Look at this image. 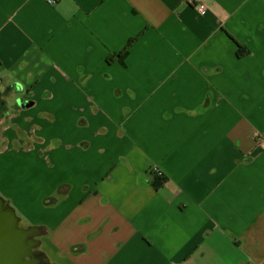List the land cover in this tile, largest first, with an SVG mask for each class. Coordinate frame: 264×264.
<instances>
[{
  "label": "crops",
  "instance_id": "obj_1",
  "mask_svg": "<svg viewBox=\"0 0 264 264\" xmlns=\"http://www.w3.org/2000/svg\"><path fill=\"white\" fill-rule=\"evenodd\" d=\"M4 85L67 114V193L0 182L47 264H264V0H0Z\"/></svg>",
  "mask_w": 264,
  "mask_h": 264
},
{
  "label": "rangeland",
  "instance_id": "obj_2",
  "mask_svg": "<svg viewBox=\"0 0 264 264\" xmlns=\"http://www.w3.org/2000/svg\"><path fill=\"white\" fill-rule=\"evenodd\" d=\"M14 91L19 94V90L15 85H4L0 88L3 99L7 98L10 102L16 99ZM13 104L17 105L14 102ZM5 112H0V138L1 134L4 133L10 136V140L7 138L0 143V153L2 154L0 155L1 187L5 192L15 194L5 185L8 179L10 182L12 180L15 181L16 176L27 166L24 164V157L20 156L23 146H25L30 149L28 151V157L34 160V164L32 165L33 170L31 168L30 172L42 174V178L38 184L39 187L36 191L34 190L30 193L36 195L40 192L42 187L48 186L53 182L56 183V193L54 195L52 194V196L49 195L45 197L44 200L45 205L53 206V204L49 203L59 200L71 187V183L67 180V159H65L67 158V114H62L61 111H58L59 115L42 113L41 116H37L32 114V112H26L24 114L14 113V115H12L13 113ZM9 118L10 123L7 122ZM6 122L8 126L4 127ZM44 140H48V143L46 144ZM63 142H65L66 145L62 148V151L57 152L53 150L54 148L60 147ZM8 144L10 145L8 146ZM12 188L17 190L15 185H12ZM3 190L0 188V191L5 193ZM58 192H63V194L59 195ZM13 205L21 217L26 216L23 211L20 210L19 206ZM36 210L37 211L34 213L36 215L35 219L50 221L49 211L44 209ZM66 213L67 212H63V214ZM30 215H32V213H30ZM25 224L26 223L23 222V225ZM30 224L35 227L41 226L34 223L32 220H30ZM80 247V244L75 246L76 249ZM71 249L74 251L72 247ZM45 264H47V261Z\"/></svg>",
  "mask_w": 264,
  "mask_h": 264
},
{
  "label": "water",
  "instance_id": "obj_3",
  "mask_svg": "<svg viewBox=\"0 0 264 264\" xmlns=\"http://www.w3.org/2000/svg\"><path fill=\"white\" fill-rule=\"evenodd\" d=\"M39 233L40 227H23L17 209L0 196V264H31L27 257L37 252Z\"/></svg>",
  "mask_w": 264,
  "mask_h": 264
},
{
  "label": "flooded vegetation",
  "instance_id": "obj_4",
  "mask_svg": "<svg viewBox=\"0 0 264 264\" xmlns=\"http://www.w3.org/2000/svg\"><path fill=\"white\" fill-rule=\"evenodd\" d=\"M6 102H7V100L5 98L3 99L2 93L0 92V103L2 105H5ZM36 237H38V236H36ZM27 259L31 262V264H45L46 263L45 255L40 251H37L33 257L28 256ZM43 261H45V262H43Z\"/></svg>",
  "mask_w": 264,
  "mask_h": 264
},
{
  "label": "trees",
  "instance_id": "obj_5",
  "mask_svg": "<svg viewBox=\"0 0 264 264\" xmlns=\"http://www.w3.org/2000/svg\"><path fill=\"white\" fill-rule=\"evenodd\" d=\"M137 39H138V37L133 38V39L129 42V44L127 45V47L121 52L120 55H126V54L130 51L131 46L136 42ZM239 44H240V49L242 50L243 47H244V45H243L242 43H239ZM241 53H242V51H241ZM161 180H162V179H160L159 183L161 182ZM58 194L61 195V194H63V192H62V193H61V192H58ZM3 198L5 199V202H6V203L12 205L11 202H10V200H9L8 198H6V197H4V196H3ZM12 206L14 207V205H12ZM22 219H23V218H22ZM21 225H22V222H21ZM22 226H23V227H26V226H24V225H22Z\"/></svg>",
  "mask_w": 264,
  "mask_h": 264
},
{
  "label": "built area",
  "instance_id": "obj_6",
  "mask_svg": "<svg viewBox=\"0 0 264 264\" xmlns=\"http://www.w3.org/2000/svg\"><path fill=\"white\" fill-rule=\"evenodd\" d=\"M51 2H55L56 0H50ZM193 1H198V0H193ZM261 136V135H260ZM261 140L264 141V136H261Z\"/></svg>",
  "mask_w": 264,
  "mask_h": 264
}]
</instances>
